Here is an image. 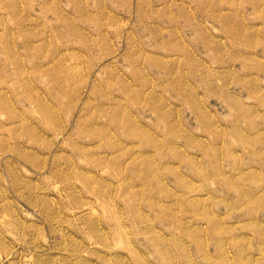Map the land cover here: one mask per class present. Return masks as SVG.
Returning a JSON list of instances; mask_svg holds the SVG:
<instances>
[{"label": "rangeland", "instance_id": "374dc122", "mask_svg": "<svg viewBox=\"0 0 264 264\" xmlns=\"http://www.w3.org/2000/svg\"><path fill=\"white\" fill-rule=\"evenodd\" d=\"M0 264H264V0H0Z\"/></svg>", "mask_w": 264, "mask_h": 264}]
</instances>
